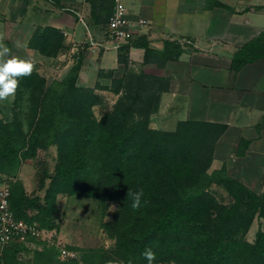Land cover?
I'll use <instances>...</instances> for the list:
<instances>
[{
  "label": "trees",
  "instance_id": "1",
  "mask_svg": "<svg viewBox=\"0 0 264 264\" xmlns=\"http://www.w3.org/2000/svg\"><path fill=\"white\" fill-rule=\"evenodd\" d=\"M136 41L122 45L118 51L142 47L144 61L158 67L177 59L183 49L177 43L164 42L163 51L159 53ZM60 44V34L45 28L36 30L29 47L52 57ZM121 56L118 57L120 62ZM80 67L81 62H76L57 81L48 82L37 72L19 78L15 95L35 96L32 100L36 103L27 134L18 121L0 122V174L8 176L10 181L9 207L13 216L27 224L38 222L34 216H29L37 201L25 194L22 183L16 178L17 172L22 161L34 158L38 150L55 146L58 160L52 179L53 190L48 196L62 191L70 194L90 191L95 198H102L104 194L116 198L121 205L119 226L126 228L118 237L117 255L142 259L144 250L150 248L156 256L165 258L186 252L198 264H264V233H258L253 245L242 237L253 219L252 205L244 213L249 215L241 219L239 225L234 210L240 204L229 209L223 207L216 218H207L205 214L208 212L207 190L212 185L224 186L236 204L244 193L255 198L223 170L204 175L211 165L215 134L189 122L177 124L175 133L149 130L148 116L156 110L160 81L144 74L127 73L120 80L111 79L113 94H119L124 79L129 78L128 104L117 102L112 111L96 118L91 109L94 100L91 90L76 86ZM143 104L147 108L146 119L132 123V114ZM176 137L182 145L173 146L172 140ZM135 156L149 161L169 157V163L152 171L151 182L141 184L140 175L134 170L136 164L130 162ZM203 159H206L204 166ZM141 190L140 207L134 210L131 193ZM141 211L146 212L148 219L136 238L128 237V231L137 227ZM260 216L264 217V209ZM20 245L26 244L12 243L1 248L0 264H22L16 247ZM57 255V248L50 245L33 254V263L120 264L100 251L85 252L79 260L62 261Z\"/></svg>",
  "mask_w": 264,
  "mask_h": 264
},
{
  "label": "crops",
  "instance_id": "2",
  "mask_svg": "<svg viewBox=\"0 0 264 264\" xmlns=\"http://www.w3.org/2000/svg\"><path fill=\"white\" fill-rule=\"evenodd\" d=\"M120 2L136 43L159 53L164 42L179 44L187 39L191 45L162 67L145 62L142 47L121 53L107 40L113 0H0L8 19L0 23L2 43L12 56L34 63L54 61L48 82L62 79L78 61L77 87L107 84L127 71L158 79L151 127L173 131L179 123L202 126L215 134L210 172L223 170L252 191L260 190L264 183V36L260 38L264 0ZM45 28L61 36L60 48L52 57L29 47L36 30ZM121 54L122 62L118 61ZM29 163L20 165L16 178L30 197L37 189Z\"/></svg>",
  "mask_w": 264,
  "mask_h": 264
},
{
  "label": "rangeland",
  "instance_id": "3",
  "mask_svg": "<svg viewBox=\"0 0 264 264\" xmlns=\"http://www.w3.org/2000/svg\"><path fill=\"white\" fill-rule=\"evenodd\" d=\"M3 5H0V23L6 22L8 19L3 13ZM0 25V27L2 26ZM4 41V39H3ZM33 71L45 79L49 77L50 69L55 66L54 61L48 60L43 63H34ZM39 70V72H38ZM130 72H125L127 74ZM132 74V73H131ZM124 76V75H123ZM128 76V75H127ZM123 78V77H122ZM121 78V79H122ZM47 80V79H46ZM50 80V79H49ZM57 80H61L58 77ZM120 80V79H119ZM129 78L124 79L122 88L119 94H113L112 83L96 84L93 87H80L82 89L91 90V95L94 97L92 101V112L96 118L101 114L112 111L117 102L123 101L128 104V94L130 95V86H128ZM112 88V89H111ZM35 96L30 95L20 96L14 94L4 101H0V122L10 123L18 121L22 124L23 132H29L31 120L34 118L35 101L32 100ZM147 108L144 104L137 108V112L132 114V123L146 119ZM148 116V129L158 132L175 133L177 126L173 131H165L162 127L150 125V118ZM173 146H180L182 143L178 137L173 138ZM194 150V147L191 148ZM197 153V150H195ZM58 160V151L55 146H51L45 150H38L36 156L29 159V165L33 168V176L36 181L37 194L31 195L29 198H34L37 203L36 206L30 209V218L35 217L33 222L40 230L43 231L42 237L37 240L30 241L26 245L16 246L19 250V259L22 264H34L33 254L41 251L44 248L54 245L58 250V259L79 260L81 255L89 251H100L108 255L110 259L115 260L120 264H148L145 258L130 259L124 258L123 255L116 254V246L118 237L126 228L119 226V217L121 211L120 202L104 194L102 198H95L90 191L70 194L62 191L55 193L53 196H48L52 189V179L55 175V165ZM26 161V160H25ZM25 161H22L25 162ZM131 164L135 165L136 174L140 175L141 184L151 182L153 180L152 171L159 167H163L169 163V157H165L159 161H149L141 156H135ZM202 165L206 163L203 159ZM21 163V164H22ZM20 164V165H21ZM210 168V167H209ZM209 168L205 170L204 175L211 174ZM10 185L8 176L0 174V186ZM94 186V182H93ZM247 188V187H246ZM255 195L257 200H254L250 194L244 193L237 204L229 196L228 190L224 186L212 185L207 190L206 201L208 212L207 218H216L219 210L223 207L229 209L240 204V207L235 209V218L238 220V225L242 224L241 219L246 218L249 213L250 205L253 206V219L245 234L242 235L243 240L248 244H254L257 241L258 233H264V217L260 213L264 209V183L260 190L255 192L247 188ZM210 204V206L208 205ZM48 211V213H46ZM48 214V215H46ZM209 215V216H208ZM241 215V216H240ZM242 217V218H241ZM146 212L141 211L138 218L137 227L130 232L128 237H137L147 221ZM43 225L44 227H42ZM48 226H50L48 228ZM156 243L153 244L155 246ZM65 251L70 256L62 257L61 251ZM121 253V252H120ZM152 264H198L186 252L174 257L156 256Z\"/></svg>",
  "mask_w": 264,
  "mask_h": 264
},
{
  "label": "built area",
  "instance_id": "4",
  "mask_svg": "<svg viewBox=\"0 0 264 264\" xmlns=\"http://www.w3.org/2000/svg\"><path fill=\"white\" fill-rule=\"evenodd\" d=\"M113 12L107 23V40L118 49L136 39V35L130 29L126 11L120 0H113ZM144 25V21H139ZM179 45L186 49L191 45L187 39L178 41ZM92 46L94 44H91ZM10 190L7 185L0 186V249L12 243L28 244L30 240H37L43 235V231L33 224H27L16 219L9 207ZM62 257L70 256L61 251Z\"/></svg>",
  "mask_w": 264,
  "mask_h": 264
},
{
  "label": "clouds",
  "instance_id": "5",
  "mask_svg": "<svg viewBox=\"0 0 264 264\" xmlns=\"http://www.w3.org/2000/svg\"><path fill=\"white\" fill-rule=\"evenodd\" d=\"M3 37L0 36V101H4L14 96L18 86L19 78L31 75L34 65L31 61L21 59L11 55V50L3 43ZM17 46L19 44L17 43ZM132 209H139L143 191L131 193ZM148 264L156 259V254L150 249H145L142 253ZM112 264V262H109Z\"/></svg>",
  "mask_w": 264,
  "mask_h": 264
}]
</instances>
